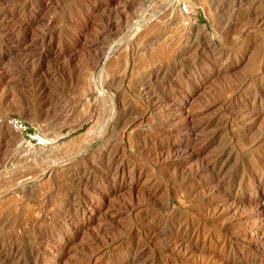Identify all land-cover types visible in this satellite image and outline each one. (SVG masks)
Segmentation results:
<instances>
[{
    "label": "rangeland",
    "instance_id": "1",
    "mask_svg": "<svg viewBox=\"0 0 264 264\" xmlns=\"http://www.w3.org/2000/svg\"><path fill=\"white\" fill-rule=\"evenodd\" d=\"M19 262L264 264V0H0Z\"/></svg>",
    "mask_w": 264,
    "mask_h": 264
},
{
    "label": "bare ground",
    "instance_id": "2",
    "mask_svg": "<svg viewBox=\"0 0 264 264\" xmlns=\"http://www.w3.org/2000/svg\"><path fill=\"white\" fill-rule=\"evenodd\" d=\"M112 53V52H111ZM138 57V56H137ZM103 62H105V59H104V61ZM105 64V63H104ZM193 66V65H192ZM176 69V68H175ZM97 80V79H96ZM116 84V83H115ZM95 85L97 86V88L100 90V92H101V97L102 98H106V99H110L111 98V93L110 92H108L109 91V89H110V82L109 81H98V82H96L95 83ZM96 88V89H97ZM163 91V90H162ZM122 94V93H121ZM124 96V95H123ZM100 97V98H101ZM157 98V97H156ZM99 99V98H98ZM101 100V99H100ZM112 100V99H111ZM111 102V101H110ZM119 104V103H118ZM150 105V104H149ZM148 105V106H149ZM110 106V105H109ZM114 106V105H113ZM112 107V106H111ZM151 108V107H150ZM113 109V108H112ZM157 109V108H156ZM117 113V112H116ZM105 127V126H104ZM183 127V126H182ZM104 129V128H103ZM102 129V130H103ZM107 130V129H106ZM104 131V130H103ZM102 131V132H103ZM105 132V131H104ZM101 133V132H100ZM115 143V142H114ZM118 145V144H117ZM169 152V151H168ZM170 153V152H169ZM122 155V154H121ZM169 155V154H168ZM121 157V156H120ZM168 157V156H167ZM148 159V158H147ZM112 162V161H111ZM113 163V162H112ZM118 165V164H117ZM107 168H108V166H107ZM191 172V171H190ZM204 173V172H203ZM82 178V177H81ZM95 188V187H94ZM79 194V193H78ZM82 198V197H81ZM80 203V202H79ZM66 211V210H65ZM205 211V210H204ZM31 233V232H30ZM176 240V239H175ZM11 246V245H10ZM7 249V248H6ZM10 249V248H9ZM17 249V248H16ZM15 249V250H16ZM10 252V251H9ZM14 252V251H13ZM36 252V251H35ZM3 253V252H2ZM20 253V252H19ZM35 254V253H34ZM9 256V255H8ZM51 256V255H50ZM18 258V257H17ZM24 258V257H23ZM2 259H4V258H2ZM6 259V258H5ZM7 260V259H6ZM36 260H37V258H36ZM43 260V259H42ZM229 263V262H228ZM17 264H30V263H27V262H19V263H17Z\"/></svg>",
    "mask_w": 264,
    "mask_h": 264
},
{
    "label": "built area",
    "instance_id": "3",
    "mask_svg": "<svg viewBox=\"0 0 264 264\" xmlns=\"http://www.w3.org/2000/svg\"><path fill=\"white\" fill-rule=\"evenodd\" d=\"M184 10L187 11V7H184ZM10 122L15 128L21 131H26L28 127L27 124L21 118L18 117L11 118Z\"/></svg>",
    "mask_w": 264,
    "mask_h": 264
}]
</instances>
